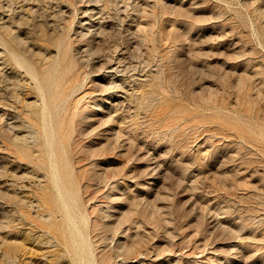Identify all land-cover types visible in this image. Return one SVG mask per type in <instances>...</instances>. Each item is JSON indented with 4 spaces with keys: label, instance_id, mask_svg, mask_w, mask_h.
<instances>
[{
    "label": "rangeland",
    "instance_id": "obj_1",
    "mask_svg": "<svg viewBox=\"0 0 264 264\" xmlns=\"http://www.w3.org/2000/svg\"><path fill=\"white\" fill-rule=\"evenodd\" d=\"M0 264H264V0H0Z\"/></svg>",
    "mask_w": 264,
    "mask_h": 264
},
{
    "label": "bare ground",
    "instance_id": "obj_2",
    "mask_svg": "<svg viewBox=\"0 0 264 264\" xmlns=\"http://www.w3.org/2000/svg\"><path fill=\"white\" fill-rule=\"evenodd\" d=\"M43 98V97H42ZM44 100V99H43ZM42 100V101H43ZM36 104V103H35ZM44 109H46V106H44ZM51 156H54V153L53 152H51ZM50 167H51V169H55V165L54 164H51L50 165ZM55 171V170H54ZM53 182L55 183V184H58L59 185V182H60V187H59V193H60V197H61V201H62V205H63V207L65 208V210H66V217L67 218H70V211H69V205L67 204V200L68 199H70V196H67V194H66V190H65V188H64V185H63V183H62V181H61V177L59 176V174L57 175V174H55L54 175V177H53ZM60 188H62L63 189V191H61V189ZM74 225V229H75V231L78 233V235H79V240H80V244L82 245V247L83 248H86L87 247V240H86V238L83 236V234L81 233V231L79 230V228H78V226L74 223L73 224ZM118 225V224H117ZM111 226V225H110ZM110 226H109V229H111V228H113V226H111V228H110ZM115 228H117V227H115ZM114 229V228H113ZM112 229V230H113ZM116 230H118V229H116ZM115 230V231H116ZM114 231V230H113ZM77 245L78 244H76L75 243V247H77ZM134 246H135V244H133ZM128 246H131V245H128ZM115 248V247H114ZM130 249V247H125V250H129ZM133 249V248H132ZM116 250V249H115ZM117 250H118V248H117ZM118 252V251H117ZM132 252V251H131ZM107 254V256L108 257H110L109 255H108V253H106ZM110 254V253H109ZM112 254V253H111ZM110 254V255H111ZM128 254V253H127ZM87 255L88 256H91V254H90V252H87ZM106 256V255H105ZM118 256V255H117ZM106 258V257H105ZM111 258V257H110ZM106 259H109V258H106ZM113 259V258H112ZM109 261H111V260H109ZM106 262H107V260H106Z\"/></svg>",
    "mask_w": 264,
    "mask_h": 264
}]
</instances>
